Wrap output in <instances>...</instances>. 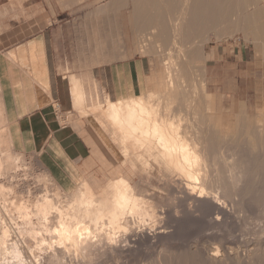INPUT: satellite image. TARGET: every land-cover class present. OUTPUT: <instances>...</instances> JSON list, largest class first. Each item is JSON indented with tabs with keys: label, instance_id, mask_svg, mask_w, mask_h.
Here are the masks:
<instances>
[{
	"label": "bare ground",
	"instance_id": "6f19581e",
	"mask_svg": "<svg viewBox=\"0 0 264 264\" xmlns=\"http://www.w3.org/2000/svg\"><path fill=\"white\" fill-rule=\"evenodd\" d=\"M114 1L109 8L101 7L103 9V11L100 9L101 14L107 17L108 12L117 11L119 6L133 4L129 22L132 33L136 37L139 32L150 31V34H147V40L166 44L170 38L172 42L179 38L177 40L182 45L180 38H188V35H191V38L194 39L192 42L195 43L191 42L187 55L193 65L203 53L201 47L206 39L203 41L202 35L199 38L201 33L210 30L211 24L225 22L223 25H227V22H231L233 11L237 14L244 5L257 4L261 0H116V3ZM170 10L174 12L175 17L171 21L168 19L166 21L165 13ZM229 29V25L225 30L223 27L224 32L227 31L225 33L230 31L232 34L233 30ZM195 39H201L200 43H196ZM184 52L179 51L181 54ZM170 54L173 57V54ZM170 63L172 66L173 61ZM174 66L171 67L173 70ZM158 67L160 66L158 65ZM185 67L187 66L180 65L179 73L175 77L166 78L168 81L167 84H164L166 88L163 91L166 98H161L162 95L157 96L160 89L156 88L147 97H134L119 102L106 99L96 104L90 101L96 112L102 110L106 123L111 124L121 133L125 159L131 157L138 167L149 172L153 178L155 175L164 178L166 175L162 174H166L165 170L178 174L177 178L174 177V180L171 181L172 183H168V180L164 181V186L161 188L171 194L168 207L162 206L152 197L140 193L138 184L131 183L127 178L111 180L100 192H96L88 183H84L79 186L70 200L65 199L66 201H61L59 195L54 198L45 195L35 201L33 211L32 209L31 211L27 210L29 204L23 203L25 207H21V204L20 208L18 207L21 213L19 214L23 218L22 224L27 226L29 234L35 236L41 245L50 244L49 246L54 248L50 257L55 260L56 264H66V261L61 260L63 257L66 260L70 258L68 261L70 263L75 260L82 261L83 264H104L113 256L123 257L132 253L136 256L137 254L143 255L140 250L145 244L154 246V248L159 245L164 247L166 244L170 246L174 244L173 249L170 248V252L166 251V246L165 250L162 248V251L164 250L170 255L169 262L171 264H189L195 260H190L193 255L199 261L197 264H253L256 258L258 259V255L259 258L261 257V254L257 252L259 246H256V249L254 246L252 250L245 249L240 246L242 243L239 245L231 235L243 217L244 210L241 208L248 204L245 197L238 191L247 181L245 176L248 172L246 173L242 167L247 166L250 159L245 161L248 162L246 164L244 160L240 159L245 164H242V167L239 166L240 162L238 161L230 167L231 188L222 183L219 178H211L208 148L211 141L214 145L216 140H221V137L213 133L207 136V131L204 129L206 123L201 120L200 116L191 113H177V109L172 110L174 102L180 101L177 98L179 92L177 90L180 87L178 81L184 79ZM156 74L160 79L162 74L159 72ZM155 77L153 75L151 80ZM156 78L159 80L158 77ZM157 86L160 87V83ZM174 98L178 101H175ZM79 100L80 97H77V104L80 102ZM102 103H106L105 108ZM188 105L187 109L190 108ZM177 108H180V105ZM219 133L221 134V132ZM251 138L253 139L252 136ZM260 138L262 139V137ZM252 139L251 141H254ZM261 139L259 141L264 140ZM2 146L4 145L2 144ZM2 167L3 164H0V169ZM248 167L245 168L248 169ZM262 167L264 166L262 165ZM262 171H264L263 168L260 172ZM260 172L258 173L261 174ZM262 176L264 178V175ZM262 181L264 182V180ZM230 189L233 190V193L227 194L226 191ZM17 206L15 204V207ZM52 212L56 213V220L51 219ZM7 226L0 216V253L3 254L5 251L6 254L11 255L13 257L12 264H27L29 260H26L23 248H20V244L10 238L12 230ZM39 230H43L46 236L41 237L42 234L39 233ZM28 231L24 232L28 233ZM194 236H196V240L193 241ZM189 238H192L193 243L187 242V239L191 242ZM262 245L259 249L262 248ZM31 252L34 253V250ZM156 259L160 260V258ZM159 260L157 261L159 262ZM82 262L80 263L82 264ZM5 263L6 260L2 264ZM76 264L79 263L76 262Z\"/></svg>",
	"mask_w": 264,
	"mask_h": 264
},
{
	"label": "crops",
	"instance_id": "0c3cea01",
	"mask_svg": "<svg viewBox=\"0 0 264 264\" xmlns=\"http://www.w3.org/2000/svg\"><path fill=\"white\" fill-rule=\"evenodd\" d=\"M27 1L15 9L30 10V19L19 22L18 36L8 31L0 43V102L11 148L36 157L66 194L84 183L102 191L111 180L126 178L120 176V149L94 113H81L87 111V98L141 97L152 76V58L133 42H123V33L122 42L108 36L111 21L100 14L103 9L88 16L51 0L30 7ZM4 6L1 12L9 11ZM237 23L231 21L229 37L210 36L203 45L208 93L222 98L225 116L236 111L264 115V2L244 5Z\"/></svg>",
	"mask_w": 264,
	"mask_h": 264
},
{
	"label": "rangeland",
	"instance_id": "374dc122",
	"mask_svg": "<svg viewBox=\"0 0 264 264\" xmlns=\"http://www.w3.org/2000/svg\"><path fill=\"white\" fill-rule=\"evenodd\" d=\"M42 1H45V4L47 5L48 2L46 1L48 0H28L26 2V5L30 7L32 4H38L40 2L41 3L40 6H43ZM51 1H52V5H54V3H56V5H61L65 9L70 10V13L78 12L79 14V12H81V14H87L89 16L92 14L95 15V13L99 9H101V7L109 8L113 4L112 2L114 0H83V1L82 0H51ZM261 1L264 2V0H261ZM21 3H22V0H18V1L17 0H0V5L1 6L6 5L9 9V11L7 10L5 12L3 11L1 12L0 10V43L1 41H4V36L6 35L8 31L13 32L11 34L13 38L15 36H18L20 34L19 31L17 30V27L19 26V22L21 20H23L24 22H27L28 18L30 19V14H31L30 10L28 11L29 13H26L25 11L22 13V11L15 9V7L17 5H21ZM132 9H133V4L131 3L130 5H125V6L121 5L118 7L117 11L108 12L106 18L111 21L110 27H109V37L113 35L114 41L116 39L121 41V35L123 33L122 35L124 39L123 42L125 40L126 41L128 40L130 43L133 42L138 52H141L142 54L150 55V57L152 58V63H153L152 76L155 75L159 79V76L156 73L159 72L162 74V75L159 74L161 75V78L159 80H157L156 77L153 78L152 80L149 79L147 90L141 96H144V97L147 95L149 96L151 95L154 89L159 88L160 92L158 93L159 95L157 96L162 95L161 98H166V95L163 94V91L166 88L164 84H167L166 83L168 81L167 79L171 78L172 76L175 77L177 73H179L180 65L187 66L184 69L186 71V72L184 71L186 73L184 76V79L182 81H178L180 87H178L177 91L179 92H178V95L177 94L176 95H177V98L180 99V101L177 103L174 102V104L172 105V110L177 109L176 110L177 113H191V114H194V115L196 114L197 116H200L202 118L200 119L206 123L204 124V129L205 131H207L206 135L209 136L210 134L213 133L221 137V140H216L214 145L211 141L210 146L208 148L207 155H208V161L210 163V177L219 178V180L222 183H225L226 186L231 188L232 184L229 179L230 178L229 170L231 169L230 167H232L238 162H240L239 166H241L243 164L242 163L243 161H240V159L244 160V162L250 159L248 161L250 163L247 166H243V167L241 166L245 170L246 173L248 172L247 175L245 176V178L247 179L246 181L247 184L245 183L244 186L241 188V190L238 191V193H241V195L245 197L248 204L245 205L247 208L245 206H243L244 208L243 207L241 208L244 210L242 213L243 214L242 215L243 217L241 219L242 222L241 221L239 222V224L237 225L238 227L235 228V231H233L231 235L233 239H235L239 243V245L240 243H242L240 246L244 247L245 249L248 248L249 250H252L254 246H255L254 249H256V246L260 247L263 244L262 248L259 249V247H257V250H258L257 252L261 254V257H263L264 256V253H263L264 251V248H263L264 246V242H263L264 241L263 239L264 237L263 235L264 234V231H263L264 230V198H263L264 189L263 187L264 186L262 185H264V182L262 180H264V178L262 175H264L263 174L264 171L260 172V170H262V168L264 170V167H262V165L264 166V140H262L264 139L263 138L264 137V115L261 113L260 114H256V113L247 114L246 112L236 111V112H232L231 114H228V116H225L226 113L224 112V104H223L222 98H211L210 94L208 93V88H207V84L205 81V71L203 69L204 67V64H203L204 57L202 56L203 53H201V56L197 59L195 64L191 65L189 61V55H187V50H189L192 40L194 41V39L191 38L192 36L188 35V38L190 39L186 37L184 38L181 37L180 40L182 42V45L179 44V40H177L179 38L175 39V41L173 40V42H172V39L170 38L168 40L169 42L167 41L166 44H162V43L160 44L157 41L147 40V34H150V31L139 32L137 35L138 37H136L132 33L133 31H132V28L129 22V14L131 13ZM248 9L253 10L252 6L248 7ZM23 15L24 16L27 15L25 16V19L23 18L24 17ZM174 17H175V14L174 12H171V10L165 13L166 21L168 20L171 21L173 20L172 18ZM118 18H120V21L122 22L123 29H124L123 32L121 30V26L117 27L118 26L117 21L119 20ZM239 20H240V12L239 13L237 12L236 14V12L233 11V14L231 15V21L234 23L236 22V24H238L237 22H239ZM221 24L222 22H220V24H215V25L211 24L212 30L210 29L208 31H204L203 33L199 35V38L202 35L203 37L201 36L202 37L201 39H203V41L206 39L205 41H207L210 36L215 37L216 39L229 37L231 35L230 31L229 33H225L223 31V27L225 30V28H227V26L230 25L231 22L230 21L227 22V25H223L225 24V22L222 24V26ZM27 26L30 30L32 24H29ZM168 27L170 29L169 24H168ZM30 32L31 30L26 33H30ZM201 39H197V40L195 39L196 43H200ZM192 43H195V42H192ZM157 45L159 49L157 48ZM159 45L162 49L159 47ZM178 45H180V47H178ZM165 47H166V50H165ZM201 50L202 51L204 50L203 46L201 47ZM179 51H185V52L181 54L179 53ZM170 53L173 54V57H171L172 55ZM171 61H173V63L174 61H176V63L178 64L175 65L176 63L174 64L172 63V66H171V63H170ZM158 65L160 67H158ZM165 66H167L168 68ZM173 66L175 67L174 70L173 68H171ZM153 83H156V84H153ZM159 83H160V87L157 86ZM92 93L93 92L91 93L89 92L88 95ZM79 96L80 95L78 93L77 97ZM156 98H159V97H156ZM90 99L91 98H87V100L89 101L87 104V111L82 112L81 114H85L86 112L94 113L98 117L104 129L111 135L115 146L120 149V151L117 153L119 157L118 160L120 161V166L122 170L120 176L126 177L133 184L134 183L136 185L138 184V190L143 195L152 197V199L156 200L160 205L162 206L165 205L166 207H168L171 194L161 189L164 186L163 181L168 180V183H172L171 181L174 180V177L177 178L178 174L165 170L166 174H162V175H166L164 176L163 181H162L163 176H161V180L155 177L151 178L149 172L143 171L141 168L134 166L131 157H128L129 159L128 158L125 159L124 158L125 155L123 156L124 151H123L121 133H119L114 126L106 123L107 121H106L105 116L102 115V110L100 112H96V109L93 107V104H96L97 102H93L91 100V102H93L92 104L90 102ZM97 99L99 100L100 98H97ZM178 99H175V101L176 100L178 101ZM79 101L80 102H78L77 104L78 108L81 107V100ZM191 102H193L194 104ZM176 104L178 107L180 105V108H177ZM187 104H189L188 106L191 109L190 108L187 109L188 108ZM105 106H106V103H104L103 108H105ZM217 131L218 133H216ZM219 132H221V134ZM251 136L253 137L254 141L256 139L255 143L254 141H251L252 139ZM260 137H262V139ZM260 139L262 141H259ZM2 144L4 146H2ZM233 152H236V153H233ZM0 158H1L0 161L2 160L0 164H3V167L0 169L1 171L0 172V216L4 219L5 225H8L7 227H10L12 230L10 231L11 233L9 232L10 238L18 242L20 244L19 245L20 248H23L22 250L24 251V256H26L25 258L27 261L29 260L28 261L29 263L27 262V264H37V263L38 264H56L55 260H53L50 257L52 256L50 255V253L52 254L54 248H51V246H49L50 244L44 245L45 247L41 245L39 240L35 239L36 238L35 236H31L29 234V231H28L29 229L27 228V226L26 225L23 226L24 225L22 224L23 218L21 217L20 215L21 213L19 211L20 204H21V207L22 206L25 207L24 204L25 205L29 204L27 205L28 207L27 210L29 209V211H31L32 209L33 211L35 201L45 195H49L52 198L59 195L60 200L62 199L61 201H66L65 199L70 200V198L73 196V194L76 191L72 194L64 193L54 183V181L47 174V172L43 169V167L41 166L40 162L37 160L36 157L30 154L16 152L11 148L9 138L7 135L6 121L3 115V109H2L1 102H0ZM248 162H245V164ZM245 167H248V169ZM258 172H260L261 174H259ZM159 190H162V191H159ZM100 191L101 190H98L96 192H100ZM226 193L227 194L233 193V190L230 189L226 191ZM32 202L33 204H31ZM15 204L16 206L17 204H19V206L15 207ZM245 211L247 212L245 213ZM56 216H57L56 213L52 212L51 219L56 220L55 218ZM21 228L23 229V231ZM24 231H28V233ZM40 232L42 234L41 237L43 235L46 236L43 230H39V233ZM23 233L24 234L26 233V234L24 235ZM189 239L191 242H189L188 239H187V242L193 243L191 240L192 238H189ZM194 240H196V236L193 237V241ZM9 242H12V241H9ZM170 244L172 245L173 243H170ZM173 245L170 246L166 244L165 245L167 249L166 251L170 252L173 249L172 248ZM159 246L157 247L155 246L154 248V246L151 247L149 244H145L141 247V250H140L143 255L137 254L136 256L134 253H132V254H129L123 257L122 256L119 257V255L113 256V258L112 257L109 258L110 260L108 259L107 261H105L104 264H109V263H112V264L113 263L114 264H160L161 262L166 264L170 261V255L167 254L166 251H164L165 246L164 247L160 246L161 250L159 249ZM162 248L164 249L163 251H162ZM32 250H34V253L31 252ZM47 250L51 252H48ZM3 254L0 253V261L3 259L2 263L5 262L6 260L5 264H12L13 257H11V255L9 254H6L5 251H3ZM60 256L63 257V255H60ZM192 257L193 258H190V260L195 259L196 261L193 260V262H191L192 261L191 260L189 261L191 262L189 264H192V263L197 264L199 261H197L198 259H196V256L193 255ZM257 257L258 259L256 258L253 264H264L263 263L264 257L259 258V255ZM63 258L61 260L66 261L67 262V263L65 262L66 264H73V263L76 264V262L81 264L80 262H82V261L78 262L74 260L75 262L73 261L70 263L68 262L70 261V258L69 260L68 259L66 260L65 257ZM156 258H160V260ZM157 260H159V262ZM87 261H89V259H87ZM2 263L0 262V264Z\"/></svg>",
	"mask_w": 264,
	"mask_h": 264
},
{
	"label": "built area",
	"instance_id": "2783aa9c",
	"mask_svg": "<svg viewBox=\"0 0 264 264\" xmlns=\"http://www.w3.org/2000/svg\"><path fill=\"white\" fill-rule=\"evenodd\" d=\"M54 107H55V110H56L57 114L59 115V114H60V111H59V109L57 108V103L54 104Z\"/></svg>",
	"mask_w": 264,
	"mask_h": 264
}]
</instances>
